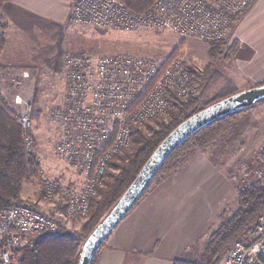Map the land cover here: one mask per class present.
I'll list each match as a JSON object with an SVG mask.
<instances>
[{"label":"built area","instance_id":"obj_1","mask_svg":"<svg viewBox=\"0 0 264 264\" xmlns=\"http://www.w3.org/2000/svg\"><path fill=\"white\" fill-rule=\"evenodd\" d=\"M255 1L154 0L149 9L138 13L122 0H75L71 21L82 27L124 32L159 29L179 38L218 42L231 34L239 17ZM164 61L133 53L66 55L67 85L60 107L51 115L59 130L53 151L80 177L81 186L44 181L48 195L61 193L65 198L67 222L87 216L108 161L128 146L132 126L167 117L175 106L172 94L182 99L200 95L202 81L182 59H173L168 65ZM22 76L28 78L29 74L24 71ZM14 103H22L19 95ZM17 116L31 151L27 135L32 127L31 104L25 103L24 112ZM234 180L240 191L250 183H264V145L241 163ZM58 227L56 218L26 203L0 211V264H16V250L29 236L52 233ZM247 237L248 242L233 245L222 264H264V210Z\"/></svg>","mask_w":264,"mask_h":264},{"label":"trees","instance_id":"obj_2","mask_svg":"<svg viewBox=\"0 0 264 264\" xmlns=\"http://www.w3.org/2000/svg\"><path fill=\"white\" fill-rule=\"evenodd\" d=\"M7 1L9 0H0V4ZM122 1L128 8L138 13L145 12L154 2V0ZM256 2L257 0L239 17V21ZM7 28V23L0 17V55L5 48ZM228 37L222 41L208 42L211 62L202 71L196 72L202 81V90L198 97L182 99L172 94L175 106L167 117H156L147 123L131 127L130 143L108 161L101 184L90 199L89 211L82 227L76 230L59 226L55 232L29 236L16 250V264H78L81 245L121 198L162 140L193 114L239 91L220 64L230 62L237 55L238 42L233 40L226 46ZM183 43V39L179 40L165 57L164 65H168L180 55ZM262 84L264 82L256 86ZM263 103L264 98L259 99L251 106L217 118L192 133L166 158L140 199L153 185L178 173L196 152H202L214 159L213 149L232 132L239 116ZM36 118L37 116L34 117ZM27 184L39 187V193L36 194L34 191L38 198L48 194L46 184L41 178L38 157L28 150L18 116L8 107L0 92V211L8 210L17 203H26L39 210L35 206L36 203L30 204L22 198L23 186ZM263 210L264 183H250L244 190L237 191L234 209L229 210L228 206L219 209L214 217L217 222L212 224L214 227L209 224L202 238L176 257L172 264H219L237 241L248 236ZM104 242L95 252L90 264H95Z\"/></svg>","mask_w":264,"mask_h":264},{"label":"rangeland","instance_id":"obj_3","mask_svg":"<svg viewBox=\"0 0 264 264\" xmlns=\"http://www.w3.org/2000/svg\"><path fill=\"white\" fill-rule=\"evenodd\" d=\"M70 15L62 23H56L48 28H41L40 35L32 37L31 55H27L24 61L29 71L28 78L19 75L14 76L13 73L17 71L15 69L0 72V92L4 96L8 107L16 115H20L24 112L25 103H30L32 106V127L27 135L31 141V151L40 160L41 170L44 173L46 172L43 181L48 179L54 181V166L63 163L53 151L59 130L51 121V115L60 107L64 97L67 85L66 55L72 53H133L164 59L178 44L179 40L183 39L184 45L180 49V55L174 59H182L187 68L190 67L188 70L195 71L196 75V72L202 71L211 62L208 53L210 44L206 41L196 38H179L171 32L159 29L124 32L82 27L74 24ZM237 25L238 23L229 35L226 45L229 46L233 40H237L236 58L230 62H221L220 64L224 73L234 81L237 89L244 91L264 82V66L262 67V73L258 72L257 75H254L252 71L244 70L242 63L248 61L252 53H255V55H258L257 63L259 67V63L264 61V54L261 52V45L257 42L259 40L258 35L248 34L246 31L247 25L241 26L240 32L245 38L250 37L255 42L254 46L237 38L234 34ZM16 95L21 97V104L14 103ZM36 116L37 118L34 119ZM262 145H264V103L256 105L241 114L232 132L218 142L213 149L214 160L226 164L228 171L231 170L229 178L230 182L233 183L232 190L227 198L220 202L218 210L224 206H228L229 210L234 209L235 195L238 191L234 175L238 172L241 163L251 158ZM27 185H24L22 189L25 202L36 203L34 205L39 210L41 209L45 214L54 217V211H48V207H54V194L48 195L46 193L45 196L38 198L34 191H36V194L39 193V187L37 185ZM40 201H42L41 204H39ZM64 213L65 210L58 215L59 217H56L59 226L64 225L76 230L82 227L86 217L73 218L70 222H67ZM216 222L217 220L213 218L209 224L212 226ZM240 241L248 242L249 238H243ZM82 246L83 244L81 248ZM219 264H222V261Z\"/></svg>","mask_w":264,"mask_h":264},{"label":"crops","instance_id":"obj_4","mask_svg":"<svg viewBox=\"0 0 264 264\" xmlns=\"http://www.w3.org/2000/svg\"><path fill=\"white\" fill-rule=\"evenodd\" d=\"M74 1L9 0L0 4V17L8 26L0 72L15 69L14 76L21 77L22 72H29L24 61L31 55L32 37L40 35L41 28L65 21L70 11L72 15ZM245 25L248 34L258 35L264 54V0H258L234 30L237 38L254 46L250 37L241 35L240 28ZM257 62L258 55L252 53L242 67L257 75L262 73L264 61L259 67ZM230 171L226 164L196 152L178 173L153 185L129 211L106 238L95 264H172L202 238L218 205L229 195L233 186ZM45 174L41 170L42 179ZM54 179L81 186L80 177L64 163L55 164ZM65 207V198L56 193L54 207H48V211H54L56 218Z\"/></svg>","mask_w":264,"mask_h":264},{"label":"water","instance_id":"obj_5","mask_svg":"<svg viewBox=\"0 0 264 264\" xmlns=\"http://www.w3.org/2000/svg\"><path fill=\"white\" fill-rule=\"evenodd\" d=\"M263 98L264 84L239 91L200 110L174 128L153 151L114 207L85 240L78 264H90L97 249L140 199L166 158L187 137L207 123L249 107Z\"/></svg>","mask_w":264,"mask_h":264}]
</instances>
